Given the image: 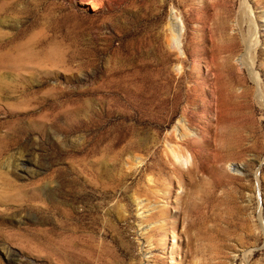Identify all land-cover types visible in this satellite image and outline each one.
<instances>
[{
	"label": "rangeland",
	"instance_id": "obj_1",
	"mask_svg": "<svg viewBox=\"0 0 264 264\" xmlns=\"http://www.w3.org/2000/svg\"><path fill=\"white\" fill-rule=\"evenodd\" d=\"M257 24L260 0H0V264H264Z\"/></svg>",
	"mask_w": 264,
	"mask_h": 264
},
{
	"label": "bare ground",
	"instance_id": "obj_2",
	"mask_svg": "<svg viewBox=\"0 0 264 264\" xmlns=\"http://www.w3.org/2000/svg\"><path fill=\"white\" fill-rule=\"evenodd\" d=\"M261 2H262V4H264V0H260ZM92 7H93V9H94V7H95V5H94V3L92 4ZM254 21V20H253ZM254 23H255V21H254ZM256 25V24H255ZM257 27L259 28V29H264V24H261V25H258L257 24ZM256 30V29H255ZM258 32V31H257ZM264 32V31H263ZM262 32V33H263ZM261 35V34H260ZM258 43V42H257ZM249 49H250V47H249ZM251 50V49H250ZM242 61H244V58H242ZM243 63V62H242ZM243 65V64H242ZM244 65H245V63H244ZM247 66V65H246ZM248 67V70L250 69L249 68V66H247ZM251 67V66H250ZM252 68V67H251ZM253 73V72H252ZM252 77H253V75H252ZM254 79L256 80V78L254 77ZM187 125V124H186ZM180 135H181V137L179 138V140H178V142H177V140L175 141V137H174V133L173 134H171V139L172 140H174V142H175V146L172 148V150H171V155L173 156V158L174 159H177V160H179L180 162L184 159V160H188L187 158H186V156H185V149H186V146L188 145V143H190V142H192V141H196L197 140V137L196 136H191L190 135V132L188 131V129L186 128V126L184 125V124H181L180 125ZM153 156V155H152ZM151 156V157H152ZM191 156V159H192V162L194 163V161H195V156L193 155V154H191L190 155ZM184 163V162H183ZM147 170H148V168H147ZM192 170L191 169H189V172H191ZM237 172H240V170L239 169H237L236 170ZM113 174V173H112ZM237 174H240V173H237ZM117 177V176H116ZM118 177H120V176H118ZM118 181V180H117ZM120 181V180H119ZM118 181V182H119ZM107 183V182H106ZM115 211H117V208H116V204H113L112 206H111ZM165 209V208H164ZM185 211V210H184ZM191 211V212H190ZM189 211V213H188V215H189V217H192V211L193 210H190ZM157 212V211H156ZM156 212H152L151 214H150V219H152V218H156L157 216H158V212L156 213ZM160 212V211H159ZM161 212H162V210H161ZM160 212V213H161ZM163 213V212H162ZM193 213H194V211H193ZM163 214H165V213H163ZM161 215V214H160ZM106 218V217H105ZM168 223L166 222L165 224H162V225H156V226H154V227H152L151 228V232L153 233V236H156V235H158L159 233H162V232H164L165 231V229H164V227L167 225ZM172 224H174V222H172ZM195 223H193L191 220H189V221H187V223H186V226H185V228H184V230H183V234L182 235H185L186 237H187V239H188V241H187V247H189V245H190V236H189V232L191 231V230H193V228L195 227ZM175 226V225H174ZM175 228V227H174ZM173 228V229H174ZM152 249V248H151ZM157 248H156V245H155V247H153V250L154 251H157L156 250ZM154 251H151V253L152 252H154ZM153 255V254H152ZM156 256V255H155ZM155 256H152V257H150V258H155ZM158 259H159V256H158ZM157 259V260H158ZM154 260V259H153ZM163 261V260H162ZM186 261V260H185ZM158 262V261H157Z\"/></svg>",
	"mask_w": 264,
	"mask_h": 264
}]
</instances>
